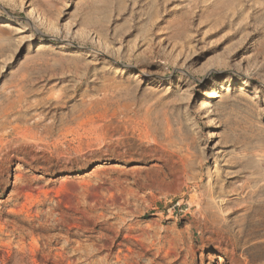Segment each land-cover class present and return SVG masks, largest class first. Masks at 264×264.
I'll return each mask as SVG.
<instances>
[{
    "label": "rangeland",
    "instance_id": "374dc122",
    "mask_svg": "<svg viewBox=\"0 0 264 264\" xmlns=\"http://www.w3.org/2000/svg\"><path fill=\"white\" fill-rule=\"evenodd\" d=\"M0 264H264V0H0Z\"/></svg>",
    "mask_w": 264,
    "mask_h": 264
},
{
    "label": "bare ground",
    "instance_id": "6f19581e",
    "mask_svg": "<svg viewBox=\"0 0 264 264\" xmlns=\"http://www.w3.org/2000/svg\"><path fill=\"white\" fill-rule=\"evenodd\" d=\"M6 23H10L12 20L10 19H5L4 20ZM41 47L45 46V44L43 42H41L39 44ZM71 46H68V45H65V44H62V47L61 49H69ZM243 91V89H241V92ZM99 99V98H98ZM29 114V113H27ZM73 118H76L75 116ZM63 118L62 116H58L56 114H52V113H49V112H41L37 115V118L36 120L34 121V125L31 126V127H27V137L29 138H32V139H36V134L32 131V128L34 126H37L39 124H43V132L45 134V138L49 139L50 137H53V135L55 134V126L57 123H59L62 127L60 129H57V132L58 133H61L65 127H68V126H65L64 125V122H63ZM67 121V120H66ZM48 123V124H45V123ZM26 133V132H25ZM36 142V141H35ZM56 143V142H55Z\"/></svg>",
    "mask_w": 264,
    "mask_h": 264
}]
</instances>
